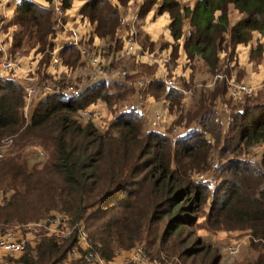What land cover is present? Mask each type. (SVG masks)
Instances as JSON below:
<instances>
[{"label":"trees","instance_id":"trees-1","mask_svg":"<svg viewBox=\"0 0 264 264\" xmlns=\"http://www.w3.org/2000/svg\"><path fill=\"white\" fill-rule=\"evenodd\" d=\"M71 1L61 0V9L69 8ZM127 1L119 3L124 7ZM155 5L156 13L168 12L174 41L182 34L184 18H189L191 29L183 47L191 77L196 72L209 76L220 72V53L226 52L225 46H229V54L224 62L229 65L238 61L239 46L246 45L253 32L264 37V0H196L192 7H182L177 0H143L136 19H142ZM80 14L95 24L99 38L109 39L103 47L106 55L111 48L112 54L117 53L121 48V39L114 38L120 19L118 6L108 0H87ZM55 23L50 8L22 0L2 27L8 50L20 56L26 48L52 49ZM135 28L138 44L150 45L144 39L139 43L136 23ZM262 52L263 44L257 42L250 57L264 61ZM59 55L71 67L79 59L71 44L63 46ZM170 55L173 62L176 46ZM46 56L48 61L50 53ZM150 65L140 64L138 70L151 75ZM227 67L222 73L229 77L235 68ZM135 77L123 75L121 80ZM196 85L191 80L188 110L174 121L187 131L171 140L157 131L146 132L142 113L134 109L117 112L103 130L81 120L80 110L90 103L102 101L110 108L126 100L133 92L128 84L99 80L74 97L48 95L26 119L23 89L0 76V144L8 138L13 149L0 161V189L9 193L6 203L0 205V232L14 223L38 221L59 211L70 217L75 230L78 223L83 224L88 250L105 261L112 260L118 250L143 244L144 251L161 264H218L217 248L196 233L199 228L211 234L244 230L250 235V245L257 246L264 239V87L258 96L235 102L223 97L227 89L224 79L212 86L205 82ZM147 91L153 95L162 92L169 110H178L181 95L161 80H152ZM217 102L230 109L223 133ZM33 145L47 154L41 165L25 153ZM256 149H261L257 158L252 157ZM212 168L211 179L196 178ZM76 243L75 232L69 238L40 234L33 245L25 244L17 259L9 260L11 264H65L68 250ZM76 263L86 264L80 259ZM241 263L264 264V255Z\"/></svg>","mask_w":264,"mask_h":264},{"label":"built area","instance_id":"built-area-1","mask_svg":"<svg viewBox=\"0 0 264 264\" xmlns=\"http://www.w3.org/2000/svg\"><path fill=\"white\" fill-rule=\"evenodd\" d=\"M47 8H50L54 14L56 23L54 25V35H53V48L46 50V52H34L30 62H25L23 59L25 57L16 56L12 54L7 47L0 48L2 51L0 56V76L7 79L16 81L19 86L23 89V109L22 113L24 118L28 119V113L30 110L43 98L48 95L60 94L62 96L74 97L81 93V91L86 87L87 84H93L99 80H110L113 76V73L116 72L112 66L114 61L121 59L123 56H131L136 50H140L142 54L147 57L146 62L151 65H158L165 73H168V67L171 65V55L170 51L167 48H158L153 51H148L143 49L136 41V28H135V16H132L131 21L126 20V16H121L119 19L118 27L125 28V31L122 34V43L121 48L115 54L108 52L102 47L95 48V45L91 47L89 44L91 32L78 31L76 27H71L67 22L64 21V10L61 9V0H51L48 2ZM1 18V17H0ZM2 28V20L0 19V34ZM64 37V41L59 43L56 42V38L59 35ZM3 39L0 40L2 43ZM66 44H71L76 47L79 52V57L84 62L88 61L87 65L89 69L96 71V75L92 79H88L85 84L77 86L73 83L67 82L66 85H62L59 81L62 82L66 80L69 81L68 77L71 70L70 66L63 63L62 58L58 55V51L65 46ZM50 53L51 63L55 65L58 69L57 76L54 78L42 80L39 77L35 70L42 60L43 54ZM27 57V56H26ZM107 63V65H106ZM119 75H129L135 74V91L131 97V101L125 102L122 107L117 111L116 105L114 104L108 108L109 112L104 110L103 114L100 104L97 102L90 103L89 105L83 107L80 110L81 118H84L88 121H91L96 126H103L105 122L102 121L104 117H107V113L110 114V119H113L117 112L128 111L134 109L143 113V116L147 119L145 122V131L153 132L157 131L169 138L176 137L182 134V128H175L174 121L177 119L166 117L164 114L156 113L153 119L146 117L147 109L145 107V100L143 94L151 81L154 80V75H149L145 72L138 70V67L129 71L124 68H120L117 72ZM42 76V75H41ZM62 76V77H61ZM225 80L227 82L226 93L223 97L229 98L232 101H240L245 96L256 95L258 90L264 87V82H261L258 85H252L243 81L236 80L234 76H227L225 73L216 72L211 78H209L205 85L212 86L217 80ZM49 80L50 83L46 82ZM165 83L169 87L178 88L183 96H187V90L185 88L181 89L178 87L177 82L172 79H166ZM223 97L221 99H223ZM134 99V100H133ZM221 102V101H220ZM185 100L181 99L180 107L176 112L177 115L181 114L184 110ZM224 108V113L230 115V109L226 103H222ZM101 108V109H100ZM111 111L115 112V115L112 116ZM106 113V114H104ZM111 123V122H110ZM168 127L173 130H167ZM107 127L103 128L106 129ZM40 154L42 152L40 151ZM2 157V150H0V159ZM199 180H204V174H200L196 177ZM9 198V193L0 191V205L6 203ZM25 224V223H24ZM20 225H15L12 228L5 230L0 233V250L3 253H9L14 255L22 254L26 243H35L40 234L47 236H54L58 238H69L75 232L77 243L71 247L66 255L65 264H78L74 263L75 260H82L86 264H110V261H105L101 259L98 255H95L93 252L88 250V234L82 223H78L75 226L71 223L70 217L65 212H53L46 219H41L34 222H29ZM27 230V231H25ZM30 232V238H27L24 233ZM32 244V245H33ZM240 245V243H239ZM238 244L231 243L227 247L229 254H234L238 251ZM123 250H118L117 253ZM127 253V262L126 264H159L155 258H151L145 251L142 244H136L130 250L126 251ZM161 264V263H160Z\"/></svg>","mask_w":264,"mask_h":264},{"label":"crops","instance_id":"crops-1","mask_svg":"<svg viewBox=\"0 0 264 264\" xmlns=\"http://www.w3.org/2000/svg\"><path fill=\"white\" fill-rule=\"evenodd\" d=\"M22 0H0V19L2 20V27L4 24H6L9 19L11 18L17 4L21 2ZM38 5H41L42 7H47L48 0H31ZM87 0H72L71 5L69 8L64 10V21L68 23L71 27H76L78 31L81 32H87L90 30L92 33L90 36L89 44L91 47L95 45V48L98 47H104L105 45L109 44V39L103 40L99 38L95 33V24L89 23L86 19H82L80 10L84 3ZM112 5L118 6V12L121 16H126L127 21L132 20V16H137V11L139 9V6L141 5L143 0H128L125 4V6H121L119 3V0H108ZM180 5L183 7L184 5L192 7L194 2L196 0H177ZM156 6H153L150 11L142 18V19H134L137 27H138V41L141 43V41L144 39L147 43L150 45H146L143 47L141 44V47L143 49H146L148 51H153L160 48H167L170 52L172 50L173 46L177 47V55L174 58L171 65L168 67V73H165L158 65H150L146 62L147 57L140 52V50H136V52L131 56H123L121 59L114 62V69L116 72L113 73V76L111 77V81H118L120 83L128 84L132 87L133 92L130 93L127 96L126 102L131 101V97L133 96L134 89H135V79L133 80L130 78L129 80H121L123 79L121 75H119L117 72L120 68L127 69L129 71H133V69L137 68L140 64H148L150 67L154 70V80H161L166 88H169V86L166 85L165 80L166 79H172L177 82L178 87L181 89L185 88L187 90V96H183L181 91L178 88L170 87L179 92L181 95L180 101H179V107L181 103V99L184 98V111L186 112L188 110V107L190 105V99H191V88H190V82H195L199 86V84L205 82L211 77L205 72H196V74L191 77L192 69L189 66L188 60L186 58V53L183 47V43L185 40V37L189 33L191 26H190V20L189 18H184L183 24H182V34L180 38H178L176 41H174L173 37L171 36L169 24L171 22V18L168 14V12L163 13H156ZM125 31V28L122 27H116L115 31V37L114 38H120L121 43L123 41L122 34ZM258 33L253 32V39H251L246 45H240L239 46V56H238V71L235 69L231 70V75L235 77L236 80L243 81L252 85H258L261 82H264V61H256L252 59L251 56V50L255 48L257 42H260L263 44V52L262 55L264 57V37L256 40V35ZM53 39V37H51ZM3 45L0 43V48H6L7 44L5 42V33L1 28V34H0V40H2ZM52 39V43L54 42ZM59 41V43H62L64 41V37L60 34L58 38H56V42ZM107 42V43H106ZM138 43V42H137ZM93 44V45H92ZM111 46L113 47V43L110 42ZM149 46L151 49H149ZM8 49V47H7ZM113 52V48H111ZM2 51L0 50V56ZM59 53V51H58ZM59 55V54H58ZM88 61H83L82 59H78L75 66L71 67V70L69 72L68 79L77 86L85 84V81L89 78L92 79L96 75V71L92 68L89 69L87 65ZM107 65V63H106ZM234 63L232 62L233 66ZM155 66V68H154ZM57 67L51 63V61H45L41 60L40 64H38V67L35 70V73L42 78V80L54 78L57 76ZM146 73V72H145ZM148 73V72H147ZM42 75V76H41ZM62 77V76H61ZM68 80L65 79L64 82ZM198 82V83H197ZM189 85V88H188ZM260 90V89H259ZM258 90V91H259ZM146 90H144L141 94H143L144 100H145V107L147 109L146 117L149 119H153L156 113L164 114V118H174L177 115L176 110H169V102L165 98V95L161 92H159L158 95L151 94L149 91L145 93ZM258 93V92H257ZM134 100V99H133ZM98 104L101 105L103 109H101L102 114L105 110L106 112V104L102 101H98ZM178 107V108H179ZM224 106L222 103L217 102V114H218V120L222 124V132L226 129V124L228 120V115L224 113L223 110ZM106 114V113H104ZM143 115V113H142ZM144 121L146 122L147 119L143 116ZM144 122V123H145ZM27 238H30L31 233L26 232L24 233ZM206 234V232L204 233ZM33 244V243H32ZM122 255H118L113 257V260L110 261V264H119L121 262V259L126 257L127 253L125 251L120 252Z\"/></svg>","mask_w":264,"mask_h":264},{"label":"rangeland","instance_id":"rangeland-1","mask_svg":"<svg viewBox=\"0 0 264 264\" xmlns=\"http://www.w3.org/2000/svg\"><path fill=\"white\" fill-rule=\"evenodd\" d=\"M49 2V1H48ZM234 18H236V16H234ZM257 33V32H256ZM253 37V36H252ZM256 40H258V39H260V38H263L259 33L256 35ZM50 39H52V38H50ZM251 39H253V38H251ZM52 42V41H51ZM224 46V45H223ZM29 47V46H28ZM224 49L226 50V52L224 53V52H222V53H220V57H221V59H222V68H221V71H223L224 69H225V67H226V65L227 66H230V67H227V68H229V70L233 67V68H235V70L236 71H238V65H237V62L236 63H234V65L233 66H231L232 65V63H230L229 65H228V63L227 62H224L226 59H224V56L226 55V53L227 54H229V46H225L224 47ZM34 52H37V51H35V49L32 47V48H26V49H24V51L22 52V54H18V55H20V56H22V57H25L23 60L25 61V62H30L31 60V58H32V55H34L35 53ZM48 53H45V55L43 54V57H42V60H45V61H47V55ZM27 56V57H26ZM235 56H237V54L235 55ZM213 76V75H212ZM211 76V77H212ZM210 77V78H211ZM89 79V78H88ZM88 79L86 80V81H88ZM176 80V79H175ZM85 81V82H86ZM46 82H48V83H50L49 82V80H47ZM262 92H263V94H264V88L261 90ZM262 94V95H263ZM257 96H258V94H257ZM125 100V99H124ZM121 101V102H119L118 104H115L116 105V110L118 111L121 107H122V105L126 102V101ZM241 101H243V99L241 100ZM240 101V102H241ZM235 103V102H234ZM239 103V102H238ZM106 110L108 111L109 109H108V107L106 108ZM109 112V111H108ZM185 112V111H184ZM111 113H112V116H114L115 115V112L114 111H111ZM109 117H111L110 116V114L109 113H107V117H104V119H102V121L103 122H105V125H103V126H99L98 125V127H100L101 128V130H103V128H105V127H109V125H110V122L113 120V119H110ZM81 120L82 121H86V119H84V118H81ZM88 121V120H87ZM227 122V121H226ZM182 128L183 129V132L182 133H184L185 131H187V129H185V128H183V126L182 125H175V128ZM172 130L171 129V127L169 128L168 127V129L167 130ZM169 130V131H170ZM172 133L174 134V132H173V130H172ZM223 133V132H222ZM171 140H173V139H175L174 137H172V138H170ZM3 141V140H2ZM10 143H11V140L10 139H8V138H6L5 140H4V142H2L1 144H0V150H2V157H1V159H0V161H2V159H3V157H5L8 153H11L10 151L11 150H13V149H10L11 147L9 146L10 145ZM219 145H220V143H218V145L215 147V149L214 150H212V152H213V156H215V151H217L218 150V148H219ZM262 149V148H261ZM261 149H256V151H255V153L253 154V156L252 157H255V158H257V157H259V154L261 153ZM40 151L42 152V154H40ZM15 152V151H14ZM14 152H12V154H14ZM25 153L29 156H31V158L32 159H34L37 163H38V165H41L46 159H47V154H46V152H45V150L41 147V146H36V145H33V146H31V147H28L27 149H25ZM5 154V155H4ZM212 159H214V158H212L211 157V160ZM214 162L213 163H216L217 161H216V159L215 160H213ZM215 173V170H214V168H212L208 173H206V174H204V180H206V179H211L212 177H213V174ZM193 178H195V177H193ZM215 184H214V182H212L211 183V187H213ZM0 191H2V189H0ZM208 204H209V201H208ZM208 204H206L205 205V210L207 211V208H208ZM53 212H59V211H52L51 213H53ZM50 213V214H51ZM48 217V216H47ZM46 217V218H47ZM46 218H43V219H46ZM200 221L201 222H203L204 221V217H201L200 218ZM27 223H29V222H27ZM26 224V223H25ZM24 224V225H25ZM201 224H203V223H201ZM15 225H20V224H18V223H14V224H12V225H10L7 229H9V228H12L13 226H15ZM6 229V230H7ZM5 231V230H4ZM4 231H2V232H4ZM25 231H27V230H25ZM2 232H0V233H2ZM206 232V234H204ZM196 233L199 235V236H202V237H204L205 238V241H209V240H211L212 241V243H213V247H216L217 248V251H218V253L220 254V259H219V262H218V264H239L241 261H243V260H253L257 255H264V239L263 240H261L260 241V243L257 245V246H251L250 245V235L248 234V232L247 231H244V230H236V231H230V232H225V231H217V232H214V233H208L207 231H206V229H203V228H199V229H196ZM231 243H236V244H238V246H239V248H238V251L236 252V253H234V254H229L228 253V251H227V247L231 244ZM239 243H240V245H239ZM142 246H143V244H142ZM132 248V247H131ZM130 248V249H131ZM143 248H144V246H143ZM130 249H128V250H130ZM2 250V249H1ZM0 250V264H11V262L14 260V259H17L18 257H19V255H14V254H9V253H3L2 251ZM128 250H123V251H128ZM146 252V251H145ZM21 255V254H20ZM118 255H122L120 252L119 253H116V255L115 256H118ZM6 256H8V257H6ZM114 256V257H115ZM151 258H155L154 256H150ZM9 259H12V261H10ZM158 262H159V260L157 259V258H155ZM113 260V259H112ZM111 260V261H112ZM74 263H76V260L75 261H73ZM126 262H127V255H126V257H124V255H123V258L121 259V262L119 263V264H126ZM244 263V262H243ZM243 263H241V264H243ZM146 264H152V263H146ZM159 264H160V262H159ZM162 264H164L163 262H162ZM165 264H168V263H165Z\"/></svg>","mask_w":264,"mask_h":264}]
</instances>
